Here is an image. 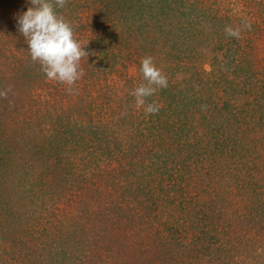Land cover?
I'll use <instances>...</instances> for the list:
<instances>
[{"label":"rangeland","instance_id":"374dc122","mask_svg":"<svg viewBox=\"0 0 264 264\" xmlns=\"http://www.w3.org/2000/svg\"><path fill=\"white\" fill-rule=\"evenodd\" d=\"M31 6L0 0V264H264V0H67L71 91L31 59Z\"/></svg>","mask_w":264,"mask_h":264},{"label":"clouds","instance_id":"9594fccd","mask_svg":"<svg viewBox=\"0 0 264 264\" xmlns=\"http://www.w3.org/2000/svg\"><path fill=\"white\" fill-rule=\"evenodd\" d=\"M66 3L67 0H30L32 6L18 16L17 23L32 61L40 64L49 80L65 83L71 91V86L84 75L81 60L89 56L85 51L89 42L81 41L73 23L57 11ZM225 33L239 38L240 29L229 25L225 27ZM140 72L143 82L130 95L135 97L137 108H144L145 114H156L159 106L155 102L147 103V98L166 88L168 78L152 56L142 59ZM9 91L10 87L0 91V98L7 99Z\"/></svg>","mask_w":264,"mask_h":264},{"label":"trees","instance_id":"16d2710c","mask_svg":"<svg viewBox=\"0 0 264 264\" xmlns=\"http://www.w3.org/2000/svg\"><path fill=\"white\" fill-rule=\"evenodd\" d=\"M136 6H137V4L136 3H130V6L129 7H131V8H133L134 7V9H135V12H136ZM124 8V7H123ZM122 8V9H123ZM120 8L118 7L117 8V10H119ZM138 19V17H137V15H132V16H130V17H126L125 19H121V21H125L126 23H128V22H133L135 19ZM175 93V92H174ZM173 92H172V90H170L167 94H168V97H171V98H173L172 97V95L174 94Z\"/></svg>","mask_w":264,"mask_h":264}]
</instances>
